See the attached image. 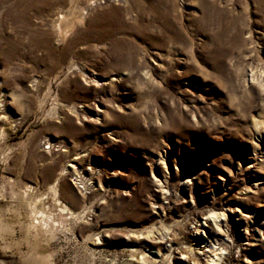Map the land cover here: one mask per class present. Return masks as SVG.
<instances>
[{"label":"rangeland","instance_id":"1","mask_svg":"<svg viewBox=\"0 0 264 264\" xmlns=\"http://www.w3.org/2000/svg\"><path fill=\"white\" fill-rule=\"evenodd\" d=\"M211 245L264 264V0H0V264Z\"/></svg>","mask_w":264,"mask_h":264},{"label":"bare ground","instance_id":"2","mask_svg":"<svg viewBox=\"0 0 264 264\" xmlns=\"http://www.w3.org/2000/svg\"><path fill=\"white\" fill-rule=\"evenodd\" d=\"M225 216H226V214L224 212L217 213V212L211 211L206 216H203V219L205 221H207V220L215 221V223H217V226L220 227V221L224 220ZM203 224H205V223L201 222L198 225L199 228L196 229L197 234L201 235L204 232L203 229L200 228ZM221 253H222V251H217L216 249L213 248L212 245H211L210 249H204L203 252H199V254L204 255L205 257H207V260L210 259V257H214L215 260H213L214 261L213 264H220ZM180 258H184V256H182ZM207 260H206V262H208Z\"/></svg>","mask_w":264,"mask_h":264}]
</instances>
